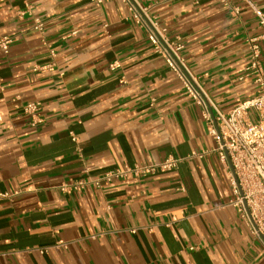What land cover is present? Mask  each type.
I'll return each mask as SVG.
<instances>
[{"label":"crops","instance_id":"crops-1","mask_svg":"<svg viewBox=\"0 0 264 264\" xmlns=\"http://www.w3.org/2000/svg\"><path fill=\"white\" fill-rule=\"evenodd\" d=\"M137 1L180 35L188 69L223 112L256 96L254 77H239L249 39L264 64V30L245 0ZM4 36L13 43L0 50V193L9 194L0 196V264H264L201 106L127 3L0 0ZM28 101L42 103L37 127ZM169 155L183 158L172 171L60 190L86 168L99 176Z\"/></svg>","mask_w":264,"mask_h":264},{"label":"built area","instance_id":"built-area-1","mask_svg":"<svg viewBox=\"0 0 264 264\" xmlns=\"http://www.w3.org/2000/svg\"><path fill=\"white\" fill-rule=\"evenodd\" d=\"M135 19L147 32L154 52L165 60L167 66L175 73L184 86L187 94L195 103L201 106L202 115L207 123L208 133L218 144L219 157L227 167L229 181L232 188V205L237 208L240 216L249 226L251 234L264 244V64L262 50L258 38L248 40L250 54L249 63L245 73L239 77L243 80L253 76L258 85L256 96L238 102L227 113L223 112L218 104L204 91L199 79L192 75L187 67L184 56V43L180 35L171 36L167 27L162 26L148 13L149 7L142 6L137 0H123ZM229 5V0H219ZM100 6L104 0H93ZM252 9L260 27L264 30V10L251 0H245ZM30 9V5H27ZM240 8L235 7L234 13L239 14ZM25 12H22L23 15ZM34 29L44 34L45 23L39 18L34 19ZM264 38V34L262 35ZM13 43L12 36L0 38V50L8 53ZM52 59L56 57L55 49H49ZM114 62L111 68L117 65ZM55 62L46 65V69H54ZM2 78L0 76V87ZM42 103L28 101L23 106L24 113L29 117V124L37 127L43 123L41 116ZM71 137L76 141V135L71 132ZM203 152H194L192 157H203ZM183 158L169 155L162 161L149 165H125L107 171L99 176H94L88 168L83 170V175L73 182L64 183L60 190L67 193L84 190L88 187L102 189L104 184L121 180L129 175L148 176L158 172H168L176 169ZM0 196H9L0 193ZM63 244V243H59ZM45 250H42L44 252Z\"/></svg>","mask_w":264,"mask_h":264}]
</instances>
